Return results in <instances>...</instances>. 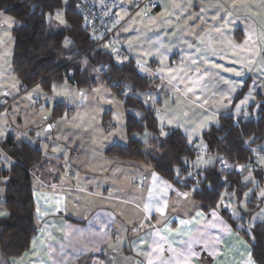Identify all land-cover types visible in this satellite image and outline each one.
Here are the masks:
<instances>
[{"label":"crops","instance_id":"1","mask_svg":"<svg viewBox=\"0 0 264 264\" xmlns=\"http://www.w3.org/2000/svg\"><path fill=\"white\" fill-rule=\"evenodd\" d=\"M157 5L150 11L154 18L177 25L169 39L190 53L212 38L240 46L250 24L264 23V0H157ZM219 21L233 28L209 32ZM244 56L242 51L227 56L225 63L232 66ZM26 90L11 95L2 85L0 99L14 105ZM31 118L23 123L19 115L9 117L11 129L0 134V173L14 162L1 148L9 138L41 152V161L29 170L37 231L26 252L0 257V264H255L248 244L220 215L222 206L204 212L191 192L178 190L148 165L107 156L105 149L116 143L76 138L94 132L41 129L40 116ZM3 192L0 177V218L8 216Z\"/></svg>","mask_w":264,"mask_h":264},{"label":"rangeland","instance_id":"2","mask_svg":"<svg viewBox=\"0 0 264 264\" xmlns=\"http://www.w3.org/2000/svg\"><path fill=\"white\" fill-rule=\"evenodd\" d=\"M118 15L125 19L127 14L119 10ZM154 15V12L150 11H137L117 32V37L128 54L122 59H117L126 61L132 58L139 72L152 80L150 87L139 90L131 83L125 82L114 90V84L108 85L99 81L93 88L78 90L66 78L53 82L49 91L36 84L22 93V98L14 105H4L5 101L0 99V106L3 104L0 107V134L3 129L9 128L7 122L10 116H21L23 123H26V119H30L28 123H31V117L40 116L41 129L52 127L55 132L64 129L94 132L95 134L92 133L89 137H76L89 139L87 144L125 145L128 140L134 139L140 141L145 148H151L152 140H161L173 128L183 132L189 143L199 152L197 157L188 163L187 175L214 165L217 156L206 152L201 133L211 126H217L218 117L223 114H231L236 119L255 118V111L259 104L263 103L264 23L250 24L246 42H242L240 46L231 45L229 39L220 41L219 38H212L208 42V48L207 43L201 49L199 46L194 47L193 53H190L188 50L177 49L174 38L169 39L168 35L176 32L177 25L170 24L168 19L164 21L162 16L154 18ZM46 18L51 23L52 32L64 29L62 10H57L52 15L46 14ZM16 23L12 17L0 12V86L8 87L12 91L9 93L11 95L21 91L11 67V29ZM201 28L202 26L199 30ZM232 28L233 25L229 22L219 21L209 32L228 33ZM188 30L193 29L190 27ZM66 41L69 40L65 39L64 45L69 44H66ZM241 51L248 55L239 59L241 62L232 66L225 63V57H237ZM95 78L99 76L95 75ZM121 94L134 97L144 106L153 109L160 128L157 135L147 131L130 136L126 133V114L140 117L141 113L134 108H126ZM57 104H63L65 110L60 116L53 118V109ZM252 105L253 112L249 113L248 108ZM61 139L65 140V137ZM58 146L63 145L59 143ZM252 148L255 163L252 167L244 168L241 182L247 187L242 197L237 199L227 192H222L220 199V206L229 210L233 218L244 217L247 227L264 220V148ZM255 169H262L259 176L255 174ZM254 198L261 200L260 207L248 215L246 212L250 204H256Z\"/></svg>","mask_w":264,"mask_h":264},{"label":"trees","instance_id":"3","mask_svg":"<svg viewBox=\"0 0 264 264\" xmlns=\"http://www.w3.org/2000/svg\"><path fill=\"white\" fill-rule=\"evenodd\" d=\"M57 10L63 11L65 27L54 33L46 14L52 15ZM0 12L17 22L11 29V67L22 90L38 84L49 91L53 82L64 78L78 90L93 88L99 81L114 84V90L125 82L139 90L147 89L152 83L132 61H119L108 49L95 45L96 40L77 11L76 0H0ZM65 39L69 40L68 45H64ZM121 96L126 108L141 113L140 117L126 114V133L130 136L147 131L157 135L160 128L153 109L134 97ZM253 107L249 106V113L253 112ZM64 110L63 104H57L53 118ZM254 115L255 118L248 119L220 115L217 126L201 133L206 152L217 156V160L214 165L192 171L190 175H187L188 163L195 159L196 150L179 129L172 128L161 140H152L151 148L130 139L125 145L107 147L105 154L148 165L178 190L191 192L201 210L208 212L221 205L222 192L240 199L247 187L241 178L244 168L255 163L252 147L264 148V98ZM1 148L14 160L7 171L0 173L3 207L8 213L7 217L0 218V257L8 260L26 252L37 231L29 170L41 161L42 155L39 150L11 138L1 144ZM254 172L259 176L262 169ZM254 201L256 204H250L247 209L248 215L260 207L261 200L254 198ZM220 215L248 244L252 261L264 264V220L247 227L244 217L234 219L227 209Z\"/></svg>","mask_w":264,"mask_h":264},{"label":"built area","instance_id":"4","mask_svg":"<svg viewBox=\"0 0 264 264\" xmlns=\"http://www.w3.org/2000/svg\"><path fill=\"white\" fill-rule=\"evenodd\" d=\"M76 4L95 45L103 46L119 59L128 56L117 37L120 27L137 11H155L158 7L157 0H76ZM121 9L127 14L125 19L118 15ZM129 60L134 63L132 58ZM198 153L196 150V157Z\"/></svg>","mask_w":264,"mask_h":264},{"label":"snow or ice","instance_id":"5","mask_svg":"<svg viewBox=\"0 0 264 264\" xmlns=\"http://www.w3.org/2000/svg\"><path fill=\"white\" fill-rule=\"evenodd\" d=\"M65 43L67 44V43H70V42L69 41H66ZM154 179H155V177H154Z\"/></svg>","mask_w":264,"mask_h":264},{"label":"water","instance_id":"6","mask_svg":"<svg viewBox=\"0 0 264 264\" xmlns=\"http://www.w3.org/2000/svg\"><path fill=\"white\" fill-rule=\"evenodd\" d=\"M238 170H240V168Z\"/></svg>","mask_w":264,"mask_h":264}]
</instances>
